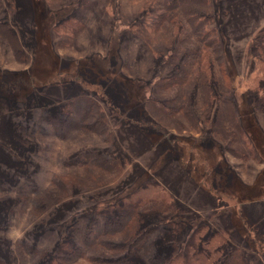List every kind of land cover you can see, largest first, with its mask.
Segmentation results:
<instances>
[{"label":"rangeland","instance_id":"374dc122","mask_svg":"<svg viewBox=\"0 0 264 264\" xmlns=\"http://www.w3.org/2000/svg\"><path fill=\"white\" fill-rule=\"evenodd\" d=\"M155 2L0 0V264H169L187 249L204 264L233 250L242 264H264V0L200 6L217 51L203 49L182 78L196 45L180 42V10L155 26ZM175 94L179 111L161 116L155 102ZM222 97L256 153L247 164L209 127ZM86 100L100 106L97 127L81 111L65 119ZM87 151L112 169L60 166ZM46 173L43 188L62 180L64 200L43 212L21 205V185ZM82 213L123 224L65 262Z\"/></svg>","mask_w":264,"mask_h":264},{"label":"trees","instance_id":"16d2710c","mask_svg":"<svg viewBox=\"0 0 264 264\" xmlns=\"http://www.w3.org/2000/svg\"><path fill=\"white\" fill-rule=\"evenodd\" d=\"M207 3V0H156L155 2L154 7L158 9L155 26H159L161 21L164 20L165 16L170 15L172 11L180 10L179 13L183 15L184 21L186 22L184 31L182 32L180 37V42L182 44L186 42H193V45H196L194 46L195 48L188 52L190 60L186 65V71H184L183 69H178L176 71L178 74H180V78H182L185 74L187 75L188 70L192 65V59H194L199 53L202 54V52H206L203 49L210 50L211 54L216 55V39H214V37L210 35V29L204 30V26L207 24V17H203L202 13L198 12V8L200 6L204 8ZM1 24L5 26V29L1 27L2 31L14 37L7 25H5L4 23ZM18 44L15 48L16 51L19 49ZM212 61L220 76L224 72L223 66L219 63L218 57L216 56L212 59ZM175 81L176 78L169 77L168 79L159 82L160 84H166V82L170 84ZM205 93H207V90L205 91ZM174 96L173 102L170 105H165L161 102H155L158 105H155V107L158 109L157 112H160V114H162L161 116H166L169 113L172 114L179 111L177 108H180L181 102L178 100V98L181 96L180 94H177L175 97ZM219 99L221 104L219 105V107H216L215 113L212 112L213 118L209 124V127H211L212 129L213 135L218 139L224 138L225 136L227 138L231 137L225 145V148L231 151L233 150V153L238 154L237 156L239 158H242L241 162L247 164V159L256 157L254 148L250 146V144L248 145V142H246L242 127L240 126L239 122L236 121L234 112L232 108L229 107L230 105H228V109L226 111L222 110L228 103V98L222 97ZM153 101L156 100L153 99ZM83 103L84 105L86 103V106L82 107V109H78L77 111L76 104H71L69 110L67 111L65 119H70V116L78 114V112L81 111L79 115L82 118H85V116L89 115H92L94 117V123H92L93 125L90 124L91 127H97V124L103 123V121L100 122L98 120L100 106L96 102H87V100L83 101ZM73 105L75 106L74 109L71 108V106ZM208 109L209 108L206 105V110L208 111ZM72 121L75 122L74 119ZM226 123H228V125H226ZM222 134L224 135L222 136ZM74 165L90 167L95 166L104 170L112 169L111 160L98 151L83 152L78 156L76 160L73 161V163L64 162L60 164L61 167H69ZM44 175L45 176L43 178H41L40 180L37 179L38 181L36 182L27 183L26 185H24V183L21 185L22 192H24L21 200V205L22 203H26L24 204V206L27 207V203H30L34 211L43 212L46 207L50 208L64 200L66 194L69 193L66 184L62 180L56 177L51 178L50 176L48 180L51 181L52 187L45 189L43 188V183L47 178L48 173ZM30 179L34 178L31 177ZM121 218L122 217L109 218V216H107L106 214H100L98 217L89 216L88 214L82 213L72 226L73 231L70 234L71 239L67 241L65 248L61 250V258L65 259V262H71L79 255L78 253L81 252V250H85L86 248L92 246V244L96 241H100L99 243L102 245L108 244V240L105 237L109 235V233H113L114 231H116V229L119 228L121 224H123V221L120 220ZM145 234L146 232H143L142 234H139L138 236L133 238L128 250L131 251L135 248H138L142 244L145 238ZM75 242H78L81 245L78 243L75 244ZM183 253L185 257L182 258H180L177 253H174L173 256L169 258V264H204L198 252L192 253L187 249ZM127 257L128 256L115 258L109 261L113 264H132L126 259ZM95 259L98 260L99 258ZM222 264H242V261L241 258L237 256V254H235L233 250L232 252H229L227 255H225Z\"/></svg>","mask_w":264,"mask_h":264}]
</instances>
